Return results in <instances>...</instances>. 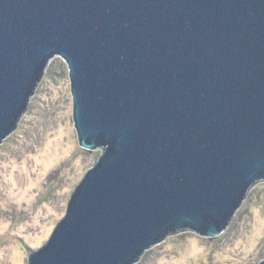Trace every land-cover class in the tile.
Here are the masks:
<instances>
[{"label": "water", "instance_id": "water-1", "mask_svg": "<svg viewBox=\"0 0 264 264\" xmlns=\"http://www.w3.org/2000/svg\"><path fill=\"white\" fill-rule=\"evenodd\" d=\"M55 57L102 155L28 264H138L235 226L264 183V0H0V145Z\"/></svg>", "mask_w": 264, "mask_h": 264}, {"label": "rangeland", "instance_id": "rangeland-1", "mask_svg": "<svg viewBox=\"0 0 264 264\" xmlns=\"http://www.w3.org/2000/svg\"><path fill=\"white\" fill-rule=\"evenodd\" d=\"M101 155V149L79 145L69 69L55 57L28 104L27 117L0 145V264H28ZM263 259L264 183L252 187L235 214V226L220 236H169L138 264H259Z\"/></svg>", "mask_w": 264, "mask_h": 264}]
</instances>
